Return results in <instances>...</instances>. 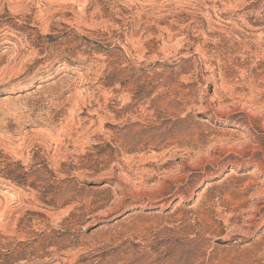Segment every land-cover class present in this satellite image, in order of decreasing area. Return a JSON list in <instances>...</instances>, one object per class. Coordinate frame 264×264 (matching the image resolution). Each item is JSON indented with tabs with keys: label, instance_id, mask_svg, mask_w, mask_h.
<instances>
[{
	"label": "rangeland",
	"instance_id": "obj_1",
	"mask_svg": "<svg viewBox=\"0 0 264 264\" xmlns=\"http://www.w3.org/2000/svg\"><path fill=\"white\" fill-rule=\"evenodd\" d=\"M0 264H264V0H0Z\"/></svg>",
	"mask_w": 264,
	"mask_h": 264
}]
</instances>
